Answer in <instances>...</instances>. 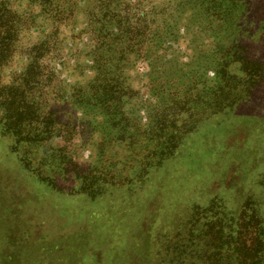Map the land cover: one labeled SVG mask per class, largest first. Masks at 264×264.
Here are the masks:
<instances>
[{"label": "rangeland", "instance_id": "rangeland-1", "mask_svg": "<svg viewBox=\"0 0 264 264\" xmlns=\"http://www.w3.org/2000/svg\"><path fill=\"white\" fill-rule=\"evenodd\" d=\"M215 1L59 0L57 18L44 0H0L1 37L4 24L13 35L1 84L23 79L51 122L46 138L16 143L0 109V264H236L227 240L254 215L264 242V76L240 97L233 58L238 98L205 113L173 104V153L157 159L145 144L161 84L173 103L215 99L222 46L264 60V0H218L225 20ZM101 77L118 84L117 118L142 133L134 142L104 140L101 108H84Z\"/></svg>", "mask_w": 264, "mask_h": 264}, {"label": "trees", "instance_id": "trees-1", "mask_svg": "<svg viewBox=\"0 0 264 264\" xmlns=\"http://www.w3.org/2000/svg\"><path fill=\"white\" fill-rule=\"evenodd\" d=\"M44 2L45 8L49 7V11L53 13L52 17L57 16V18H60L62 10L59 6V0H44ZM215 2L216 5L211 7L212 10L216 12V18L214 19L225 20L221 17L222 8L219 7L222 4V1L218 2V0H216ZM211 8H209V10ZM207 16L209 17L211 15L208 13ZM231 17L230 19H233ZM210 20L212 21V19ZM4 26L7 31L3 37H1L0 32V70L4 59L8 55L11 47L10 44L12 43L11 40L13 38L12 32L8 31L9 26L6 24H4ZM244 47L245 46L242 45H232L224 48L223 46L221 47V50H223L222 57H219L215 60L214 64H212V66H214L217 70V77L215 78L217 80L214 82V85L210 87V90L214 91L216 95L215 99L209 97L207 99V97L197 94L195 96L197 98L192 101L191 98H186L187 94H185L182 98L177 99L173 103V90H169L170 87H165L161 84L162 88L157 90V94L160 96L156 97L159 100V105L162 107L161 115H159V118L162 119H158L156 123L153 121L151 124L152 127H155V130L149 127L143 131L145 136H152V138L147 137L145 140L146 147L147 145H151L153 142L155 143V146H159L158 149L160 152L156 151L157 149L153 150L154 155L150 156L158 155L159 157L157 159H161L162 157H167V155L173 153V104H175V112L177 115L188 113L186 107L187 105L198 106V110H200L199 113H205V111L214 112L219 104L227 106L229 104V100H233V97L238 98L237 94L232 95V90L235 88L234 82L230 81V79L228 80L231 75L229 76L227 68L233 58H237L239 60L240 70L243 73L241 78L244 80L242 82V91L244 92L243 94H240V97H245L247 90H251V87L263 78L264 60L253 59L244 51ZM31 66L32 68L30 69H36L34 63H32ZM33 75L36 74L33 73ZM25 76L27 77L26 79H29L28 77H30L27 75ZM22 80L23 79H21V82L17 84L14 82L8 86L2 85L0 81V109L3 123L8 133L14 137L16 143L40 141L50 134L48 132L51 130V122L41 119L40 116L35 115L36 104L27 101V88L25 89L24 87H21ZM24 84L28 86V82ZM205 84L206 83L203 82L200 85V89L208 90L206 88L207 86L205 87ZM30 86L31 84L28 89L32 90L34 88V84L32 87ZM192 86H195V83L192 84ZM88 89L92 92L93 96H91L88 92L85 97L82 98L81 102L84 104V108L89 107V110H91L92 107L101 108L103 117H101V120L96 119L95 123L102 126L101 128L103 132L101 133L104 140H122L124 139V136L130 138L133 134L136 137L141 136V131L128 129L126 125L128 123L122 124V121L117 118L121 115V111L119 110L120 104L117 101L118 99L116 96L120 91L117 83L114 85L107 83V80L101 77L100 83L97 84L93 81L91 86H88ZM231 96L233 97L231 98ZM163 97H167L166 102L165 99L162 100ZM186 126V124L181 125L178 129L180 132L185 133L189 130V126ZM176 137L179 138L180 135H177ZM176 137L175 139H177ZM131 139L133 142L136 140L134 137H131ZM255 216L256 215L246 221H241L238 225L237 236L232 234L230 235L231 238L227 240L229 246H231L239 255L236 264H262L260 252L261 248L264 247V242L263 240L261 241L263 233L258 231V227L256 225H252L255 220ZM251 227L255 230L253 231Z\"/></svg>", "mask_w": 264, "mask_h": 264}]
</instances>
